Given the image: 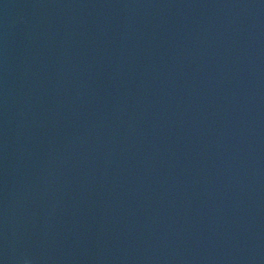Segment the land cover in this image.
<instances>
[{
    "label": "water",
    "instance_id": "water-1",
    "mask_svg": "<svg viewBox=\"0 0 264 264\" xmlns=\"http://www.w3.org/2000/svg\"><path fill=\"white\" fill-rule=\"evenodd\" d=\"M0 264H264V0H0Z\"/></svg>",
    "mask_w": 264,
    "mask_h": 264
}]
</instances>
